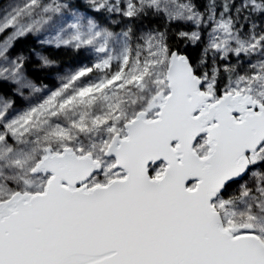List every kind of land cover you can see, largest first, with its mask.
I'll list each match as a JSON object with an SVG mask.
<instances>
[{"label":"snow or ice","instance_id":"snow-or-ice-1","mask_svg":"<svg viewBox=\"0 0 264 264\" xmlns=\"http://www.w3.org/2000/svg\"><path fill=\"white\" fill-rule=\"evenodd\" d=\"M0 264H264V0L0 4Z\"/></svg>","mask_w":264,"mask_h":264},{"label":"rangeland","instance_id":"rangeland-1","mask_svg":"<svg viewBox=\"0 0 264 264\" xmlns=\"http://www.w3.org/2000/svg\"><path fill=\"white\" fill-rule=\"evenodd\" d=\"M5 2V0H0V4H3Z\"/></svg>","mask_w":264,"mask_h":264}]
</instances>
